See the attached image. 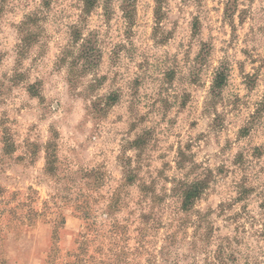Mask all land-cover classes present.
Masks as SVG:
<instances>
[{"label":"rangeland","instance_id":"rangeland-1","mask_svg":"<svg viewBox=\"0 0 264 264\" xmlns=\"http://www.w3.org/2000/svg\"><path fill=\"white\" fill-rule=\"evenodd\" d=\"M45 3L0 0V264H264V0Z\"/></svg>","mask_w":264,"mask_h":264},{"label":"trees","instance_id":"trees-1","mask_svg":"<svg viewBox=\"0 0 264 264\" xmlns=\"http://www.w3.org/2000/svg\"><path fill=\"white\" fill-rule=\"evenodd\" d=\"M84 1V13H90L92 11V9L95 8L97 0H83ZM157 2V8H156V15H160L161 12V8H162V0H156ZM45 6H49V0H46ZM36 19L37 16L36 15H30L27 16L26 19L19 25V30L22 32H27V28L30 25H34L36 23ZM76 38H78V36H76ZM24 45L26 44L27 46H29L30 43V38L26 37L24 38ZM225 73H220L217 76L216 79V86L217 87H221L226 79V75H224ZM138 144H141L140 139H138L137 141ZM48 170L50 172L53 171V161L50 159L48 161ZM129 182H133L132 177L128 178ZM207 188V181L206 180H198V181H194L191 183H188L183 191V207L185 209H189L190 206L192 205V203L201 197L202 193L204 192V190ZM221 260V254L218 257ZM81 260V259H80ZM221 262V261H219ZM209 264V263H208ZM210 264H216L215 262L210 263ZM220 264V263H217Z\"/></svg>","mask_w":264,"mask_h":264}]
</instances>
